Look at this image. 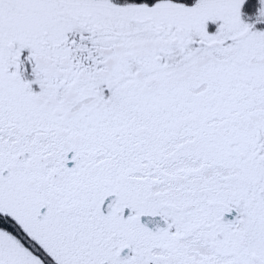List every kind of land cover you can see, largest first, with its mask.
Here are the masks:
<instances>
[{
    "label": "snow or ice",
    "instance_id": "1",
    "mask_svg": "<svg viewBox=\"0 0 264 264\" xmlns=\"http://www.w3.org/2000/svg\"><path fill=\"white\" fill-rule=\"evenodd\" d=\"M0 264H264V0H0Z\"/></svg>",
    "mask_w": 264,
    "mask_h": 264
}]
</instances>
